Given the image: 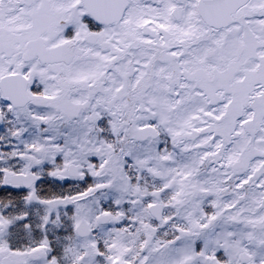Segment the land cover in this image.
Wrapping results in <instances>:
<instances>
[{
    "label": "snow or ice",
    "instance_id": "obj_1",
    "mask_svg": "<svg viewBox=\"0 0 264 264\" xmlns=\"http://www.w3.org/2000/svg\"><path fill=\"white\" fill-rule=\"evenodd\" d=\"M0 264H264V0H0Z\"/></svg>",
    "mask_w": 264,
    "mask_h": 264
}]
</instances>
